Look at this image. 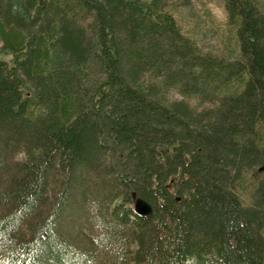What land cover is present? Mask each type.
I'll list each match as a JSON object with an SVG mask.
<instances>
[{
	"label": "trees",
	"instance_id": "16d2710c",
	"mask_svg": "<svg viewBox=\"0 0 264 264\" xmlns=\"http://www.w3.org/2000/svg\"><path fill=\"white\" fill-rule=\"evenodd\" d=\"M221 1L224 54L172 0H0V264H264V12Z\"/></svg>",
	"mask_w": 264,
	"mask_h": 264
},
{
	"label": "rangeland",
	"instance_id": "374dc122",
	"mask_svg": "<svg viewBox=\"0 0 264 264\" xmlns=\"http://www.w3.org/2000/svg\"><path fill=\"white\" fill-rule=\"evenodd\" d=\"M258 3L264 12V0H258ZM169 9L174 13L183 34L195 40L205 52L227 53L226 50L231 39L228 40L230 35L227 27L228 18L224 3L221 0H172ZM2 58L9 60L10 55H2ZM172 97L181 99L176 93H173ZM88 179L96 180L91 175ZM83 219L71 218L68 221H72V223H66L65 226L59 227L58 234L65 237L74 235L76 229H79L81 223L84 222ZM89 225L95 229L96 225L92 221ZM92 234L95 235L94 231H92ZM72 246L76 247L78 244L75 243Z\"/></svg>",
	"mask_w": 264,
	"mask_h": 264
},
{
	"label": "water",
	"instance_id": "95a60500",
	"mask_svg": "<svg viewBox=\"0 0 264 264\" xmlns=\"http://www.w3.org/2000/svg\"><path fill=\"white\" fill-rule=\"evenodd\" d=\"M135 211L141 216H148L151 213V207L142 199H138L135 203Z\"/></svg>",
	"mask_w": 264,
	"mask_h": 264
}]
</instances>
